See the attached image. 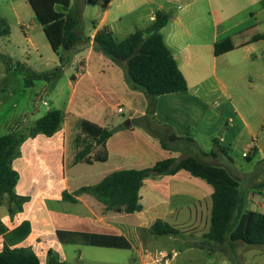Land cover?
<instances>
[{
	"label": "crops",
	"instance_id": "1",
	"mask_svg": "<svg viewBox=\"0 0 264 264\" xmlns=\"http://www.w3.org/2000/svg\"><path fill=\"white\" fill-rule=\"evenodd\" d=\"M203 1H205L206 6L195 7V3H202ZM180 2V0H139L132 5V0H122L121 3H123L126 10H120L121 8L118 7L116 13H113L116 15H113L112 18H110V3H107L98 23L96 25L92 24V29L88 32V35L80 33V41L69 53V63L71 65H81L84 56L88 58L93 54H96L97 60L101 61L103 56L93 48L92 38L96 32L106 28L114 38L119 39L117 36H124L126 33L130 35L136 29L144 28L153 21L154 13L157 10H164L170 14V19L160 33L186 82V91L184 92L156 96L154 107L150 112L148 98L144 92L131 90L129 87L120 92L124 99L136 105L137 109H134V115H131L127 120L129 122L128 126L107 128L112 130L113 133L105 142L106 161L86 164L90 166L99 164L92 185L99 183L112 172L129 169H150L156 162L167 158L180 159L185 156H193L204 163L221 166L227 171H229L228 166L233 165L229 157L217 151L213 145V140H216L220 147L226 136V134H223V138L220 137V134H222V117L219 110L221 103H219V100H226L227 98L223 93H217V90L210 89L204 81L196 78L198 76L193 68L198 64V61L203 60L201 52L204 44L210 45L213 54V45L227 37L232 40L233 50L216 57L213 54V57L218 58L240 51V59L252 63L253 55L250 53L252 46L264 40L258 39L255 41L254 38L264 35V32L260 34L253 30L256 27L255 17L264 12V0H258L247 8L253 20L252 25L248 27V31H251L250 36L239 38L238 41H235L238 34L218 37L227 29L223 28L224 21L221 17L217 19L213 17V32L209 43L196 41L195 33L184 21V15L188 14L190 17L200 16L206 9L209 11L210 16L211 0H188V3H185L183 7ZM175 9L181 10V12L183 9L185 10L178 14ZM32 29H37V33L42 32L40 25L38 28L34 26ZM198 31L200 34V30ZM199 40H201L200 37ZM61 69L62 67H60ZM80 69L81 67H79ZM39 76H33V78H41L48 84L49 77L47 75L45 77ZM95 81H98V79H95ZM29 86L34 89L32 82L29 83ZM68 86L71 87L72 92L63 111L58 108L54 109L60 111L63 116L60 130L49 138L37 135L35 138L25 139L19 148V157L12 162V168L19 176L15 187V193L18 196H29L25 188L18 190L21 177L28 181L33 177L31 170L23 165L20 162L21 160L33 162L34 158L41 155L56 164L59 175V172L63 173L64 169L63 158L71 125L79 124L80 121H87L98 127L106 128V120L103 119L102 112H99V110H96V114H93L90 120L81 119L78 113L77 115L72 113L73 111L78 112L80 107L88 104L87 99L91 97L92 89L96 88L92 87V80H85L83 75L79 73L72 74ZM58 99V95L54 94L53 100L56 105H58ZM228 103L230 102L228 101ZM228 105L229 108L227 107L225 112L228 117L224 124L227 125V123L232 122L230 117L232 113L241 120L242 128L246 129L248 134H251L248 125L239 117L236 109L230 104ZM136 118H143L144 120L151 118L153 122L166 131V138L170 134L180 138L181 140L172 143L182 144L187 147L189 152L179 157V153L175 149L167 145H165L166 149H163L156 137L143 130L140 139L137 138L132 144L129 143L126 139L128 133L126 131L133 130L132 121ZM22 123L18 120L11 121V131L15 127L20 128ZM233 127L232 124L227 126L225 132L231 128L233 129ZM46 140L53 141V144L48 146ZM142 144H144L146 151L142 149ZM96 150V148L92 150L90 155ZM253 150L256 151L254 147ZM210 153H213L214 156H211ZM71 156V164L76 165L72 163L74 154L72 153ZM244 175L247 176L248 173ZM233 177L239 178L238 176ZM61 182L62 188L57 195L47 196L45 199L34 202L29 201L22 206V212L15 213L11 217L8 215L9 204L6 196L0 197V223L6 229V232L13 230L24 221L28 222L30 226L28 236L16 244L15 247H27L36 254L34 247L30 248L31 241L36 238L34 246L38 247L40 255L36 254V256L38 260L42 257L43 263L48 250H52L60 261L65 262L63 245L59 244L55 238V231L57 230L122 236L130 245L128 250L134 251L142 260L146 257L148 246V237L143 238L142 233L143 231L149 232V228L156 220H160L177 230L178 233L172 235L173 237H179V235L184 237L185 233L191 231L193 234L199 233L200 239L206 241L203 235L209 227L213 189L204 180L192 177L186 171L180 170L169 176H156L153 174L145 178L138 190L137 203L140 206V211L132 214L106 211L102 203L86 194L74 196V203L62 201V192L72 195L80 187L92 185H79L71 189L64 177ZM263 185L264 173L249 176L247 187L244 191L242 190L245 194L247 210L259 212L264 208V200L261 199L264 197ZM66 204L74 205L77 208L74 210L68 209L65 206ZM31 205V211H25L26 207ZM192 209H194V214H192ZM185 228L188 229L185 230ZM151 235L154 234L150 233L149 237ZM3 240V235H0V250ZM207 243L203 247L194 244L190 246L191 248L207 250L210 255L221 250V244L209 241ZM40 263L42 262L40 261Z\"/></svg>",
	"mask_w": 264,
	"mask_h": 264
},
{
	"label": "rangeland",
	"instance_id": "2",
	"mask_svg": "<svg viewBox=\"0 0 264 264\" xmlns=\"http://www.w3.org/2000/svg\"><path fill=\"white\" fill-rule=\"evenodd\" d=\"M121 1L70 0L66 12L78 17L79 33L88 35L92 24L96 25L102 17L107 3H110V18L116 15L113 13H116L118 7L121 8L120 10H126ZM136 1L139 0H132V5ZM180 1L182 7L188 3V0ZM256 1L258 0H211L210 16L209 11L204 9L202 15L199 13L200 16L184 15V21L195 33L196 41L209 43L213 32L212 18L221 17L224 21L223 28L227 31L218 37L238 34V37L235 35L237 38L235 41H238L239 38L251 35L248 27L252 25L253 20L247 8ZM197 6H206V3L205 1L195 3V7ZM175 12L182 13L178 9H175ZM0 17L9 26V36L0 37V136L11 132L10 122L13 120L23 122L18 129L20 133L26 135L27 128L48 111L57 108L63 111L72 92L71 87L68 86L70 75L77 73L82 74L85 80H92V87L96 88L92 89L91 97L87 99L88 104L80 107L78 112L73 111V115L78 113L81 119L90 120L92 119L90 117L96 114V110H99L102 112L103 119L106 120L105 127L109 129L124 127L129 117L134 115L133 111L137 109V106L125 100L120 93L128 88L125 69L122 66L113 63L105 56L103 60H97L96 54H93L88 58L84 56L81 65H71L68 62L60 70L58 59L64 53L58 50L55 54L43 32L37 33V29H32L34 26L38 28L39 24L25 0H0ZM255 18L256 27L253 30L261 34L264 32V12ZM127 35L128 33L117 37L121 39ZM202 48L203 60L198 61L193 69L198 76L196 78L204 81L210 89L217 90V93H223L227 98L219 100L222 117L220 137L223 138L222 135L226 134L220 147L233 163V165H227L229 167L227 172L239 177L237 180L240 189L244 191L250 175L264 173V40L252 46L250 52L253 55L252 63L242 61L240 51L214 58L209 44H204ZM79 67H81L80 70ZM39 75H47L48 84L41 78H33ZM30 82L34 84V89L30 88ZM54 94L58 95V105L54 103ZM228 104L236 109L239 117L248 125L251 134L242 128L241 120L232 113L230 114L232 122L224 124L228 117L225 115L227 107L229 108ZM118 107L122 109L121 114L116 113ZM137 119L139 118L132 121L133 130L126 131L128 132L126 139L131 144L135 139H140L142 130L147 132L137 123ZM143 122L149 126L151 132L163 139L165 145L175 149L179 157L189 152L182 144L169 142L166 139V131L151 118ZM231 124L234 125L233 129L225 132L227 126ZM46 141L48 146L53 144V141ZM67 143L63 158L64 169L63 173L59 172V175L56 164L41 155L34 158L33 162L20 161L32 172L33 177L30 181L21 177L18 185V190L25 188L30 201L57 195L62 188L63 177L71 189L79 185H92L99 164L92 166L83 163L71 164L72 153L75 154L85 146L95 149L93 143L79 133L78 123L71 125ZM142 149L146 151L144 144ZM244 152L249 161L242 156ZM246 173H248L247 176L244 175ZM65 206L73 210L77 208L70 204ZM31 209L32 205L26 207L25 211H31ZM259 212L264 213V208ZM142 235L143 238L148 237L146 255L166 253L167 262L159 258L154 262L148 257L142 260L132 250L63 245L65 262L67 264H264V246L245 245L240 241L232 244L227 240L221 244L220 251L210 255L207 250L191 248V244L199 247L208 244L200 239L199 233L193 234L189 231L183 235L184 237L181 235L179 237L172 235L149 237L150 233L143 231ZM34 241L36 238L31 241L30 248L34 247V251L40 256ZM173 252L176 255L171 258ZM39 260L43 263L42 257Z\"/></svg>",
	"mask_w": 264,
	"mask_h": 264
},
{
	"label": "trees",
	"instance_id": "3",
	"mask_svg": "<svg viewBox=\"0 0 264 264\" xmlns=\"http://www.w3.org/2000/svg\"><path fill=\"white\" fill-rule=\"evenodd\" d=\"M26 1L52 51L55 54L58 50L63 51L64 54L58 59L62 67L69 62L70 51L80 41L79 19L76 15L66 12L70 0ZM169 19L168 12L157 10L151 23L144 28L136 29L123 39L114 38L106 28L96 32L92 38L93 48L97 53L108 57L113 63L125 69L128 87L131 90H140L145 93L148 98L149 112L154 107L156 96L186 91L183 75L160 33ZM8 36L9 26L0 17V37ZM258 39H264V35L254 38L255 41ZM231 50H233V43L229 37L213 45L215 57ZM39 77H45V75ZM62 118L60 111L51 110L28 127L26 135L20 133L15 127L9 134L0 136V197L6 196L10 217L22 212V206L30 201L29 196H18L15 193L19 176L12 168V162L19 157L21 144L25 139L35 138L37 135L47 138L53 136L60 130ZM143 120L140 118L136 121L158 139L163 149H166L163 139L151 132ZM79 133L89 139L97 150L90 155L93 148L85 146L74 154L72 163L105 162L107 159L105 142L113 131L87 121H80ZM166 139L169 142L181 140L173 134ZM213 145L217 151L226 156L216 140H213ZM210 155L214 156L213 153ZM245 159L250 160L248 156ZM180 170L186 171L192 177L204 180L213 189L209 227L203 235L206 242L222 244L228 240L231 243L240 241L245 245L264 246V214L246 209L245 194L240 189L238 180L223 167L204 163L193 156L180 159L167 158L156 162L150 169L115 171L106 175L95 185L80 187L72 195L62 192L61 200L74 203V196L86 194L102 203L106 211L132 214L140 211L137 203L138 190L145 178L153 174L169 176ZM29 230L30 226L26 221L9 232H6L0 223V235H3L4 239L0 250V264H67L60 261L52 250L47 251L45 262L40 263L29 248L15 247L28 236ZM149 232L158 236L178 233L177 230L160 220H156L151 225ZM55 238L61 245L121 250L130 248L128 241L122 236L57 230Z\"/></svg>",
	"mask_w": 264,
	"mask_h": 264
},
{
	"label": "built area",
	"instance_id": "4",
	"mask_svg": "<svg viewBox=\"0 0 264 264\" xmlns=\"http://www.w3.org/2000/svg\"><path fill=\"white\" fill-rule=\"evenodd\" d=\"M116 113H117V114H121V113H122V109H121V107H118V108L116 109ZM242 156H243L244 158H246V157H247V154L244 152V153H242ZM261 199L264 200V197H262ZM35 255H36V254H35ZM175 255H176V253L173 252L172 255H171V258L175 257ZM36 257H37V256H36ZM146 257H148L150 260L156 262V261H158V258H159V259H164V260L166 261V259H167L168 256H167L166 253H158V254H155L154 256L147 254ZM166 262H167V261H166Z\"/></svg>",
	"mask_w": 264,
	"mask_h": 264
},
{
	"label": "water",
	"instance_id": "5",
	"mask_svg": "<svg viewBox=\"0 0 264 264\" xmlns=\"http://www.w3.org/2000/svg\"><path fill=\"white\" fill-rule=\"evenodd\" d=\"M125 125L128 126L129 125V122L127 121Z\"/></svg>",
	"mask_w": 264,
	"mask_h": 264
}]
</instances>
